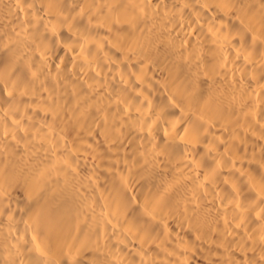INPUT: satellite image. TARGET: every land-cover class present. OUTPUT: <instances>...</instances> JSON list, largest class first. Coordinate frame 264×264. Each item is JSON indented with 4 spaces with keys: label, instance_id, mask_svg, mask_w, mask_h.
<instances>
[{
    "label": "bare ground",
    "instance_id": "1",
    "mask_svg": "<svg viewBox=\"0 0 264 264\" xmlns=\"http://www.w3.org/2000/svg\"><path fill=\"white\" fill-rule=\"evenodd\" d=\"M0 264H264V0H0Z\"/></svg>",
    "mask_w": 264,
    "mask_h": 264
}]
</instances>
